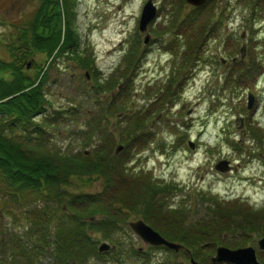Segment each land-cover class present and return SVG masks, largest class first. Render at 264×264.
Instances as JSON below:
<instances>
[{"label": "rangeland", "instance_id": "obj_1", "mask_svg": "<svg viewBox=\"0 0 264 264\" xmlns=\"http://www.w3.org/2000/svg\"><path fill=\"white\" fill-rule=\"evenodd\" d=\"M149 1L157 19L140 33L141 12ZM38 7V0H0L2 60H13L6 46H17L18 29L33 20ZM73 14L77 44L50 65L44 82L52 118L40 124L44 143L39 148L78 157L102 147L100 152L109 151L112 158L121 145V162L130 172L173 188L170 205L215 197L264 209V0H209L199 9L185 0H77ZM146 35L151 41L145 46ZM44 60L36 53L26 62L34 73V65ZM189 140L196 144L193 151ZM220 161L235 171L216 172ZM95 174L71 176L64 188L99 195L107 188ZM118 189L115 184L106 193L115 195ZM34 194L24 200L32 203ZM19 216L21 210L0 200V229L28 227ZM192 221H198L196 211L187 219ZM120 226L121 250L141 252H121V262L99 256L88 264H183L182 253L149 251ZM257 258L263 263L264 253L257 252Z\"/></svg>", "mask_w": 264, "mask_h": 264}, {"label": "trees", "instance_id": "obj_2", "mask_svg": "<svg viewBox=\"0 0 264 264\" xmlns=\"http://www.w3.org/2000/svg\"><path fill=\"white\" fill-rule=\"evenodd\" d=\"M38 1L33 20L18 29L17 46H6L13 60L0 58V200L3 205L5 201L15 205L21 210L19 217L29 221L22 230H15L11 224L2 226L0 264H45L49 258V264H84L98 256L107 262L106 255L97 253L94 234L115 246L108 258L121 262V252L137 254L132 247L121 250L117 236L123 230L120 225L127 229L125 223L132 217L142 219L165 239L184 246L198 264L210 262L217 247L245 248L264 237V209L255 211L238 200L221 202L211 197L206 202L188 205L183 201L170 208L163 194L171 189L153 182H138L144 177L126 173L121 155L110 158L109 151L100 152L102 147L78 157L39 148L44 143L40 124L45 122L46 126L52 118L47 113L50 104L44 82L50 65L77 44L72 27L77 0ZM36 53L45 60L42 66L34 65L33 73L24 67L31 64L26 61ZM131 56L135 58L132 52ZM103 144L108 146L106 138ZM90 171L96 172L91 176L104 178L107 189L118 182V193L110 198L105 189L96 196H69L62 190L69 177L89 176ZM32 193V203L24 200L25 195ZM2 208L3 213L13 216L7 207ZM193 211L198 221L187 222ZM13 223L16 226L18 220ZM156 250L160 249L149 248ZM182 255L188 256L184 252Z\"/></svg>", "mask_w": 264, "mask_h": 264}, {"label": "water", "instance_id": "obj_3", "mask_svg": "<svg viewBox=\"0 0 264 264\" xmlns=\"http://www.w3.org/2000/svg\"><path fill=\"white\" fill-rule=\"evenodd\" d=\"M208 0H185V2L193 6L195 8L203 6ZM157 10L153 6L152 2L149 1L143 8L141 13L140 22H139V29L140 32L144 33L147 30V27L151 22L154 21L156 17ZM150 38L147 35L144 38V44H148ZM253 103V98L250 97L249 99V108ZM190 148L193 149V145L189 144ZM118 151L121 150V147L117 149ZM219 172H227L229 170L227 162L219 163L216 168ZM129 227L131 230L142 239V241L150 246L153 247H166L168 249L174 250L178 252L182 249L181 246L171 244L165 241L159 234H157L154 230L150 227L146 226L142 221H138L135 223H130ZM259 251L264 252V238L261 239L257 243ZM110 249V247L106 244L101 245L99 251L106 252ZM213 262H227L231 264H259L256 257V252L253 248H245L236 251H230L228 249L220 248L217 250V256L213 259ZM193 263V262H192Z\"/></svg>", "mask_w": 264, "mask_h": 264}]
</instances>
